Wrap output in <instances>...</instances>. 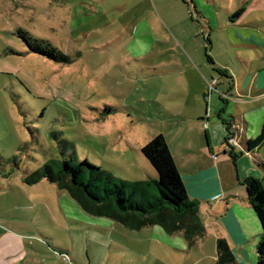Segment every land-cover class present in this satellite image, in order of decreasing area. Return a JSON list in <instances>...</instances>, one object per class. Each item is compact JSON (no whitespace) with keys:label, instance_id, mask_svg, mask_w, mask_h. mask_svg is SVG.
I'll list each match as a JSON object with an SVG mask.
<instances>
[{"label":"rangeland","instance_id":"374dc122","mask_svg":"<svg viewBox=\"0 0 264 264\" xmlns=\"http://www.w3.org/2000/svg\"><path fill=\"white\" fill-rule=\"evenodd\" d=\"M243 1L210 6L223 18L236 9V19L256 0ZM196 2L0 0V209L46 221L56 258L62 254L69 264H216L214 241L190 248L182 234L169 235L172 243L148 240L117 220L112 230L83 226L73 211L79 204L71 198L75 206L67 216L56 185L26 182L64 159L135 182L127 172L148 163L138 148L173 133L178 95L194 86L187 44L203 40L209 48L207 32L195 31ZM36 47H49L53 58L33 52Z\"/></svg>","mask_w":264,"mask_h":264},{"label":"crops","instance_id":"0c3cea01","mask_svg":"<svg viewBox=\"0 0 264 264\" xmlns=\"http://www.w3.org/2000/svg\"><path fill=\"white\" fill-rule=\"evenodd\" d=\"M196 1L200 4L195 3V31L207 32L210 49L203 40L187 44L189 55L184 59L193 71L194 86L178 95V124L172 134L162 135L190 199L200 205L206 235L199 241H214L217 252L218 239L226 240L239 264H258L257 248L263 229L249 204L244 183L264 176V140L254 148L248 145L264 135V0L251 3L236 19L231 17L236 9L223 18L211 9L214 0ZM207 55L211 57L206 59ZM213 82L216 89L209 91L208 83ZM148 143L138 149L142 151ZM143 162L127 172L130 177L135 182L157 179L150 162ZM60 197L65 214L70 216L74 201L62 190ZM73 211L83 226L101 224L112 230L113 219L87 216L79 205ZM3 213L0 209V264H69L62 254L56 258L50 251L46 221L18 212L13 217ZM66 231L69 233V229ZM78 233L82 236V231ZM139 233L148 240L173 242L159 226ZM117 236L113 231L111 238ZM126 236L132 241V235ZM93 260L89 259L88 264H98Z\"/></svg>","mask_w":264,"mask_h":264},{"label":"trees","instance_id":"16d2710c","mask_svg":"<svg viewBox=\"0 0 264 264\" xmlns=\"http://www.w3.org/2000/svg\"><path fill=\"white\" fill-rule=\"evenodd\" d=\"M49 47L33 52L53 58ZM62 62L70 63L68 59ZM264 135L248 143L259 146ZM143 156L157 172V179L147 181L115 180L99 167L82 161L78 165L67 160L54 161L33 172L26 182L30 185L46 181L66 191L87 213L120 221L131 230L159 226L168 235L182 234L188 247H194L206 235L200 205L192 201L164 135L154 137L142 148ZM250 206L261 222L263 236L258 245V264H264V176L244 183ZM216 264H239L228 242L217 241Z\"/></svg>","mask_w":264,"mask_h":264},{"label":"built area","instance_id":"2783aa9c","mask_svg":"<svg viewBox=\"0 0 264 264\" xmlns=\"http://www.w3.org/2000/svg\"><path fill=\"white\" fill-rule=\"evenodd\" d=\"M214 84L215 83L211 84V90H214ZM206 127H207V125H206Z\"/></svg>","mask_w":264,"mask_h":264}]
</instances>
